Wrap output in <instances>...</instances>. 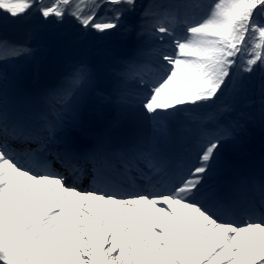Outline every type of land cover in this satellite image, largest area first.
I'll return each mask as SVG.
<instances>
[{
	"label": "snow or ice",
	"instance_id": "snow-or-ice-1",
	"mask_svg": "<svg viewBox=\"0 0 264 264\" xmlns=\"http://www.w3.org/2000/svg\"><path fill=\"white\" fill-rule=\"evenodd\" d=\"M34 16L102 41L147 36L156 74L140 54L121 73L143 89L146 126L89 145L58 135L69 109L87 132L71 103L85 66L46 113L25 110L5 66L34 56L9 35ZM238 104L264 122V0H0V264H264V163L238 175L222 162L252 119L225 121Z\"/></svg>",
	"mask_w": 264,
	"mask_h": 264
},
{
	"label": "rangeland",
	"instance_id": "rangeland-1",
	"mask_svg": "<svg viewBox=\"0 0 264 264\" xmlns=\"http://www.w3.org/2000/svg\"><path fill=\"white\" fill-rule=\"evenodd\" d=\"M142 4L151 3L152 0H140ZM18 26H23L27 29V42L35 49L34 58L39 67L56 64L60 67L68 65V71H77L81 66H85L90 72V84L88 88L76 98L77 109L83 115L82 110L84 103L89 106V111L93 112L95 107H100L97 102L95 88V74L90 67V58L94 55H100L106 62L109 71L112 73L115 81L114 96L105 105L104 111H108L109 115H113L115 121L112 128H124L125 130L135 131L141 125L147 124L142 120L139 101L137 97L142 93L143 89L135 83V80L125 82L121 73L127 61L134 57L135 51L130 46L135 45L141 39L123 38L116 36L108 40H98L95 34L81 35L77 30L75 21H70L62 26L49 25L42 22L38 17H32L27 21L22 22ZM39 63H42L39 65ZM25 68V67H23ZM49 71L46 70L44 72ZM43 72V73H44ZM41 74V76L43 75ZM21 76V77H20ZM13 80L14 83L21 87H26L27 83L23 76ZM40 76V79H41ZM260 77H257L256 83L259 84ZM125 86L124 90H119L120 87ZM131 102V103H129ZM224 103H230L231 97L225 96ZM118 104V111L115 112L114 104ZM127 108L130 112L127 113ZM241 110L250 112L252 119H250L245 126V131L240 135L238 141L229 140L225 142L222 153V162L228 166L232 164L235 158L249 155H256L257 157H264V122H261L258 112V106L253 108H243L242 105H237V111L227 114L225 121L240 118ZM88 111V110H86ZM85 111V112H86ZM73 113V112H71ZM65 121L64 130L58 133L63 135L64 131L69 134L80 130V127L74 126V115L70 119L64 114ZM87 136L85 138H89ZM263 155V156H261Z\"/></svg>",
	"mask_w": 264,
	"mask_h": 264
},
{
	"label": "bare ground",
	"instance_id": "bare-ground-1",
	"mask_svg": "<svg viewBox=\"0 0 264 264\" xmlns=\"http://www.w3.org/2000/svg\"><path fill=\"white\" fill-rule=\"evenodd\" d=\"M154 2V0H153ZM156 2H159V0H156ZM135 39V38H132ZM143 41V43L145 44H149L146 36L144 38L141 39ZM152 47V44L148 46L147 48V56L150 60L151 63L155 64V59L149 54V51ZM131 49H136V53L139 52L141 50L140 46L135 47L134 45L130 46ZM42 63H39V65H41ZM156 65V64H155ZM9 68L7 69L6 73H10L13 72V67H25V68H21L20 69V74L23 76V79L26 81L27 85L26 88L23 87L21 88L22 91L19 92V96L18 98H16V101L23 106V108L25 107H29L30 109L33 108L34 104H36V102H41L42 99L45 98H52L57 92V90L49 88L47 89L46 87H44L41 82H40V76L41 74L51 68H56L58 69V71L61 73L62 76V81L66 78V76L68 75V65H64L62 67H60L59 65L56 64H50L49 66H45V67H39L36 63V59L34 57H32L31 59H27V60H18L12 64H9L8 66ZM156 69L157 66L154 67V65L152 66L151 71L153 72L152 75L156 74ZM76 72V71H74ZM72 72V73H74ZM87 82H85L83 84V82L79 85L78 89L75 91V93L72 96L71 99V103L74 104L75 106L77 105L75 99L76 98H80L79 96L82 95V93L86 90L87 86H86ZM16 86L13 85L12 87H10L9 93L10 94H16L17 90L15 89ZM115 96V92H112L111 96L109 97L110 99H112ZM41 104V103H40ZM106 104H101L100 107H95L94 110H92L93 112H90L88 109V111L84 114V116H86L87 118V132H82L81 128L79 131H77L76 133L70 134L72 137L75 138L76 142L79 144L80 140L84 139L85 137H87L88 135L90 137H96L95 139H103L106 137L107 131L109 130V128L112 126V124L115 122L113 120V115H109L108 111H104L103 108H105ZM71 109H69L65 115H67L68 117L72 118V114H70ZM112 133H118V132H112ZM264 151V149H261ZM186 156V155H185ZM263 156V155H261ZM187 157V156H186ZM260 162L262 163V161L264 160V157H259ZM249 163V162H248ZM250 165L255 168L256 170H259L258 168V162L256 161H251Z\"/></svg>",
	"mask_w": 264,
	"mask_h": 264
},
{
	"label": "water",
	"instance_id": "water-1",
	"mask_svg": "<svg viewBox=\"0 0 264 264\" xmlns=\"http://www.w3.org/2000/svg\"><path fill=\"white\" fill-rule=\"evenodd\" d=\"M10 36H13L15 39L20 40V41H25L26 39V31L23 28H18V29H14L9 33ZM92 65L98 75V87L100 90L104 91L106 94H108L111 90V86L110 87H105V81L110 78V74L108 72V68L105 65V63L103 62L102 58L99 55H94L92 57ZM54 76L56 77V81L59 79V73L57 70L53 69L51 71H49L48 73H46L44 75L43 81L46 85H54V83H49L48 79L49 77Z\"/></svg>",
	"mask_w": 264,
	"mask_h": 264
}]
</instances>
